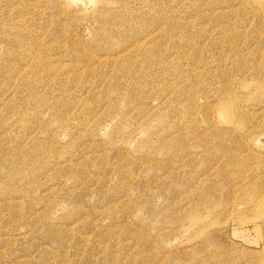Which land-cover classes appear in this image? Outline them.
<instances>
[{"label": "rangeland", "instance_id": "1", "mask_svg": "<svg viewBox=\"0 0 264 264\" xmlns=\"http://www.w3.org/2000/svg\"><path fill=\"white\" fill-rule=\"evenodd\" d=\"M0 264H264V0H0Z\"/></svg>", "mask_w": 264, "mask_h": 264}]
</instances>
